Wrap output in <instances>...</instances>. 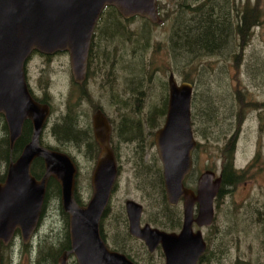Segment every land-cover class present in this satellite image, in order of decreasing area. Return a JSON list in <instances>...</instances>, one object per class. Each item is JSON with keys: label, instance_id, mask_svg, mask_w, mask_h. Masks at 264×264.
<instances>
[{"label": "rangeland", "instance_id": "1", "mask_svg": "<svg viewBox=\"0 0 264 264\" xmlns=\"http://www.w3.org/2000/svg\"><path fill=\"white\" fill-rule=\"evenodd\" d=\"M159 1L157 24L138 17L123 20L119 15L107 20L113 29L116 24L115 32L104 41L99 32L92 37L94 56L84 82H73L66 53L49 57L33 55L27 61L29 88L36 99H45L51 109L41 129L42 143L66 155L75 165L74 201L85 206L91 196L90 176L98 153L88 146L93 140L91 117L100 112L107 119L117 178L99 234L109 249L121 247L113 243L115 237L121 238V232H126L125 201L142 207V223L146 224L152 211L162 214L167 208L159 190L152 196L144 190L147 179H138L135 165L141 157L147 171L158 170L161 174L153 135L164 120L165 111L163 116L160 112L167 100L166 80L171 74L177 84L189 83L192 86L190 127L198 147L192 155L191 177L186 187H192L204 171L218 177L227 158L234 175L240 177L233 186L219 188V193L222 192L214 202V263L208 264H264V20L253 29L237 57L233 49L218 56L190 58L179 56V51L175 56L171 52L175 23L171 10L181 0ZM103 20L98 21L100 29ZM134 52H141L140 56H134ZM127 66L132 75L124 72ZM67 113L74 119L76 129L85 134L86 141L79 146L60 144L52 133L51 127ZM128 123L137 126L136 134H121V128ZM3 124L1 120L0 140L5 137ZM151 134L152 145L148 138ZM4 168L5 164H0V176L4 175ZM60 208L59 199L47 196L28 247L33 251L32 257L16 236L15 244L4 251V264L8 263L10 254L15 264H29L39 245L61 235ZM210 232L211 227L209 236ZM123 248L138 264L154 259L145 256L136 241L126 243ZM66 264H75L73 257ZM155 264L160 262L157 260Z\"/></svg>", "mask_w": 264, "mask_h": 264}, {"label": "water", "instance_id": "2", "mask_svg": "<svg viewBox=\"0 0 264 264\" xmlns=\"http://www.w3.org/2000/svg\"><path fill=\"white\" fill-rule=\"evenodd\" d=\"M105 7H113L123 20L143 18L159 23L155 0H0V116L8 128L9 141L19 136L23 121L32 126L29 143L8 166L0 183V245L6 246L18 233L26 244L34 233L49 178L59 186V200L68 215L69 250L56 264H66L71 255L75 264H133L122 254L109 250L99 234V220L117 176L108 146L110 126L95 112L91 130L99 153L90 177L91 196L85 206L73 200L72 161L64 154L44 149L38 137L49 113L48 107L30 97L23 75V64L31 52L44 56L66 53L74 83L85 76L86 57L92 32ZM167 101L162 126L153 135V145L161 164L166 200L174 205L183 199L182 228L177 235L139 227L141 206L124 202L127 232L141 240L149 252L159 243L165 264H195L205 245L190 225L208 226L212 221V200L220 187V177L204 171L197 179L195 193L182 182L189 174L191 151L196 143L190 129L189 105L192 86L177 84L171 74L166 80ZM40 158L44 173L39 180L30 175V164ZM197 216L192 219V205Z\"/></svg>", "mask_w": 264, "mask_h": 264}, {"label": "trees", "instance_id": "3", "mask_svg": "<svg viewBox=\"0 0 264 264\" xmlns=\"http://www.w3.org/2000/svg\"><path fill=\"white\" fill-rule=\"evenodd\" d=\"M157 1H155L156 13L159 12L161 5L160 1ZM171 12L173 14L172 18L175 22L174 25H172L171 52L175 56L178 55L177 51L181 53L179 56L184 54L186 57L190 58L201 55L218 56L222 55V53L230 52V50L233 49L235 54L234 57H237L238 51H241L243 47L246 46L247 42L245 40L251 34L253 29L258 27L264 20V0H244L243 3L239 2L237 4L234 2V0H181V3L175 6ZM112 15H118L113 7H105L103 9L99 15L97 23L94 26L92 32L93 36L95 33L99 32V34H102L100 35L101 40L104 41L107 36H110V34L115 32L114 29L116 28V24H113V29L112 25L109 23V21H107L112 19ZM103 18L105 21L103 20L104 24L100 29L98 21ZM142 20L144 21L145 19ZM109 41L110 39H108L107 43H109ZM140 53L141 52H134L133 55L140 56ZM124 72L126 75L133 74L129 66L124 68ZM136 73L138 76L141 75L140 67ZM165 107L166 100L164 101V109L160 112L161 116L164 115ZM1 120L4 123L2 116H0V121ZM23 124L29 125L26 121ZM3 129L5 132V127ZM137 132V126L131 125L129 123L124 124L121 128V134L124 136H130L131 134H136ZM52 133L55 135L58 143L60 144L71 143L75 146H79L86 141L85 134L82 131L76 129V123L68 113L63 118H61L57 125L52 128ZM28 135L29 134L26 132H23V142L28 141ZM148 138L150 144L152 145V134ZM140 143V150L142 151L143 142L140 140ZM89 145L92 146V150L96 154L98 149L92 139L90 140ZM9 156L11 159H14L8 150L7 142L4 137V139L0 140V164H6ZM146 166L147 165H145L140 157L137 160L135 169L136 173H138V179H147L144 184V190L148 193H151L152 196L153 194L157 193L158 190L159 192L161 191L162 178L158 170L155 172H150L147 171L148 167ZM31 175L35 179H39L43 175V168L41 167L40 160L36 159L33 162ZM145 176L147 178H144ZM219 176L221 189L224 187L233 186L240 178L234 175V172L231 169V163L229 162L228 158L227 163L222 165ZM3 179L4 175L0 176V181ZM47 196H50V198L55 200L56 198L59 199V188L57 183L52 178L48 179L45 187L43 207L45 205ZM76 204L78 206H82L78 200H76ZM60 213L62 217L61 235H56L51 241L46 240L42 243V245H39L40 248L38 246L34 258L31 259L33 251L30 250V248L21 246L24 247V249L30 251L29 254L31 257L29 258V264H56L60 255L63 252L69 250L68 216L66 213H63L61 208ZM121 233L122 237H115L116 243H113V245L116 244L117 246L121 247H114L113 249L114 251L124 255L128 260L132 261V257L126 253L123 247L126 243L135 240L132 239L127 234V232L123 231ZM138 243L141 250H143L142 252L144 253L143 245L140 242ZM145 256L150 257L147 254ZM71 257L72 256L69 255L68 259ZM9 258L10 261L7 264H15L12 254H10ZM209 261L210 258L206 257L205 264H208Z\"/></svg>", "mask_w": 264, "mask_h": 264}, {"label": "flooded vegetation", "instance_id": "4", "mask_svg": "<svg viewBox=\"0 0 264 264\" xmlns=\"http://www.w3.org/2000/svg\"><path fill=\"white\" fill-rule=\"evenodd\" d=\"M91 45H93L91 43ZM89 46V49H88V54H87V57H86V65H85V77H84V81H86V78H87V75H88V72H89V65L91 64V62L93 61V52L94 50L92 49V46ZM33 55H38V56H41V57H49V56H42L38 53H31V55L24 61V64H23V75H24V81H25V84H26V88H27V91L30 95V97L32 98V100H34L36 103L38 104H44V105H48V103H46L45 99H36L34 97V95L32 94L31 92V89L29 88V85L27 83V79H26V73H25V64L27 63V61H29V59L33 56ZM57 55V54H56ZM69 64V62H68ZM69 66V65H68ZM69 72H70V69H69ZM71 76V75H70ZM191 102V100H190ZM49 107V105H48ZM189 112H190V105H189ZM49 115H50V110H49ZM49 115L48 117L46 118L45 122H44V126L46 124V122L48 121V118H49ZM28 122L29 125H25L23 124L24 122ZM23 121L22 125H21V129H20V133H19V136L17 138H15L13 140L12 143H10L9 141V134H8V128L6 127L5 125V122H4V127H5V139H6V142H7V147H8V150L9 152L12 154V156L14 157V159H11L10 156L8 157V160L5 164V168H4V177L6 175V171L8 169V166L13 163L20 155L21 151L23 150V148L29 143L30 141V138H31V133H32V126H31V123L28 121V120H25ZM43 126V127H44ZM42 127V129H43ZM53 128V126L51 127ZM191 129V127H190ZM42 131V130H41ZM23 132L29 134V139L28 141H25L23 142V137H22V134ZM191 134H192V131H191ZM110 137H111V132H110V135H109V138H108V145L110 146ZM193 138V137H192ZM194 140V139H193ZM38 142H39V145L44 148V149H48L50 151H55V152H59L55 149H51L50 147H48L47 145H45L44 143H42V140H41V132L39 134V137H38ZM196 143V142H195ZM96 145V144H95ZM90 149H92V146L91 145H88ZM98 147V146H96ZM198 147V144L196 143L195 147L193 148V150L191 151V164H192V155L193 153L196 151ZM98 149V148H97ZM98 155V153H97ZM38 159L41 161V167L43 168V171H44V165H43V162L40 158H35L31 164H30V172H31V169H32V164L33 162ZM97 159V157H96ZM96 162V161H95ZM95 165V164H94ZM75 166V165H74ZM191 171H192V167H191V170L189 172V174L184 178L182 184L184 186V188L192 191L193 193H195V186H196V182H197V177L193 183V186H189V187H186V183L188 180H190V177H191ZM76 175V174H75ZM91 177V176H90ZM199 177V176H198ZM162 178V176H161ZM40 179V178H39ZM38 180V179H37ZM54 180V179H53ZM4 181V179L2 181H0V183H2ZM55 181V180H54ZM56 182V181H55ZM57 183V182H56ZM47 184V183H46ZM58 185V184H57ZM59 188V186H58ZM220 188V187H219ZM74 191V189H73ZM162 192V203H164V205L167 207L166 210H164V213L162 214H155L154 211L151 212L150 215H148L147 217V221L149 224H146V223H142V210H141V213H140V217H139V227L142 228L144 225H147L150 229L152 230H156V231H159V232H163L165 234H174V235H177L181 228H182V222H183V199L182 198H179L176 203L174 205H170L167 200H166V196H165V191H164V186H163V181H162V189L161 191ZM221 193V192H220ZM219 193V189H218V192L217 194L215 195V197H213V200H212V221L210 223V225L208 226H197L195 222H192L191 225H190V230L192 233H196V232H199L200 235H201V239L205 245V249L204 251L202 252V254L197 258V261L195 264H205L206 262V257L207 258H210V261L209 263H214V202L216 200V198L218 197V195L220 194ZM74 200V199H73ZM75 202V201H74ZM59 203H60V200H59ZM76 203V202H75ZM108 203V201H107ZM107 203H106V206H107ZM106 206L103 210V213L100 217V220H99V225H100V222H101V219H102V216L105 212V209H106ZM61 207V206H60ZM42 210H43V206H42V209H41V214H40V217H39V220H38V223H37V226L39 225V222L41 220V216H42ZM62 210V209H61ZM197 204L194 203L192 205V208H191V215H192V219L195 220L196 216H197ZM65 213V212H64ZM126 218V216H125ZM170 219V220H168ZM126 225H127V220H126ZM211 227V232H210V236L207 234L208 232V229ZM37 229V228H36ZM35 229V231H36ZM35 231L34 233L32 234V237L30 238V240L26 243V244H23L21 239H20V236L18 235L17 232H15V237L18 236V238L20 239V243H21V246H24V247H29L31 246V242L33 240V237H34V234H35ZM126 232H127V228H126ZM128 234V232H127ZM129 235V234H128ZM130 236V235H129ZM15 237L12 238V240L6 245H0V264H4V260H5V255L3 257V254H4V251L16 242L15 240ZM132 239H134L135 241L137 242H140L142 245H143V248H144V253L149 255L150 258H154L153 261H150L148 262L147 264H155V262L158 260V262H160V264H165V260H164V257H163V254L161 252V248H160V245L159 243L153 248V250L151 252H149L147 250V248L144 246L143 242L137 238H134L132 236H130ZM101 238V236H100ZM106 246V245H105ZM107 247V246H106ZM211 247V248H210ZM108 248V247H107ZM109 249V248H108ZM10 250V249H9ZM111 251H114V249H109ZM116 252V251H114ZM64 253V252H63ZM116 253H119V252H116ZM120 254V253H119ZM10 256V255H9ZM9 256L7 257L6 260H8V262L10 261V258ZM124 256V255H123ZM139 256V255H137ZM68 259V257H67ZM130 261V260H129ZM133 264H138V262H136L135 258L132 257V261H131Z\"/></svg>", "mask_w": 264, "mask_h": 264}]
</instances>
